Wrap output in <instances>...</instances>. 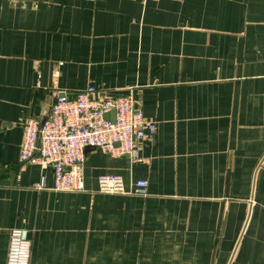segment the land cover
Returning a JSON list of instances; mask_svg holds the SVG:
<instances>
[{
    "label": "crops",
    "instance_id": "crops-1",
    "mask_svg": "<svg viewBox=\"0 0 264 264\" xmlns=\"http://www.w3.org/2000/svg\"><path fill=\"white\" fill-rule=\"evenodd\" d=\"M89 85L155 133L135 160L85 151L83 188L54 191L21 120ZM12 228L29 264H264V0H0V264Z\"/></svg>",
    "mask_w": 264,
    "mask_h": 264
},
{
    "label": "built area",
    "instance_id": "built-area-1",
    "mask_svg": "<svg viewBox=\"0 0 264 264\" xmlns=\"http://www.w3.org/2000/svg\"><path fill=\"white\" fill-rule=\"evenodd\" d=\"M18 1V0H13ZM94 85L69 95L59 94L50 105L44 121L35 118L21 120L22 141L20 159L31 160L42 168H50L54 191L67 192L83 188L82 165L85 151L100 149L112 156L138 157L139 144L146 136H153L155 124L135 106L130 94L99 96ZM114 113V119L110 115ZM98 190L124 193V182L119 174H102L97 178ZM43 179L35 188H44ZM134 194L146 195L147 180L134 181ZM31 239L21 228H12L6 264H29Z\"/></svg>",
    "mask_w": 264,
    "mask_h": 264
},
{
    "label": "water",
    "instance_id": "water-1",
    "mask_svg": "<svg viewBox=\"0 0 264 264\" xmlns=\"http://www.w3.org/2000/svg\"><path fill=\"white\" fill-rule=\"evenodd\" d=\"M106 96H113L111 94H106ZM119 96V95H118ZM110 115L111 117V120L114 119V113L113 112H110L109 114H105V117L107 118L108 116ZM44 121V120H43ZM89 150V148L86 149V151Z\"/></svg>",
    "mask_w": 264,
    "mask_h": 264
},
{
    "label": "rangeland",
    "instance_id": "rangeland-1",
    "mask_svg": "<svg viewBox=\"0 0 264 264\" xmlns=\"http://www.w3.org/2000/svg\"><path fill=\"white\" fill-rule=\"evenodd\" d=\"M102 151V150H101Z\"/></svg>",
    "mask_w": 264,
    "mask_h": 264
}]
</instances>
